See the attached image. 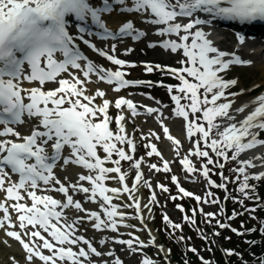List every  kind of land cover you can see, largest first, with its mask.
I'll list each match as a JSON object with an SVG mask.
<instances>
[{"label": "snow or ice", "instance_id": "obj_1", "mask_svg": "<svg viewBox=\"0 0 264 264\" xmlns=\"http://www.w3.org/2000/svg\"><path fill=\"white\" fill-rule=\"evenodd\" d=\"M105 14L116 18L115 30L109 27ZM217 21L237 22L240 30L235 31V36L243 44L251 38L245 29L264 23V0H0V229L22 246L25 264H125L116 244L124 246L120 251L130 259L148 245L160 252H171L170 248L156 244L150 229L147 241L134 231L127 233L130 238H122L125 233L121 226L138 228L129 223L134 217L147 228L142 209L151 211V205L158 203L153 191L152 198L142 205L139 182L143 180L144 158L134 159L126 150H138L134 137L128 135L126 123L129 113L135 117L140 108L145 114H154L163 126V133L172 142L186 172L201 173L209 186L204 196L182 186L178 194L194 196L200 203L218 202L219 197L210 188L216 185L227 192L225 182L230 177L224 175L220 158L229 160L232 150L231 159H238L240 165L233 169L239 181L237 191L248 199H260L257 185L249 181L264 178V171L249 169L256 167V160L264 167V154L244 158L242 153L264 146V139L259 138L264 131V93L233 107L235 97L245 89L229 91L238 80L226 78V72L234 64L248 65L253 61L214 44L210 35ZM149 35L160 37L149 39V47L159 46L171 53L182 51L177 61L180 67L141 63L146 64L145 72L168 69L179 81L168 84L167 89L174 102L171 115L182 119L181 127L190 143L183 155L182 142L170 133L162 108L134 102L124 95L113 101L106 89H88L93 75L117 92L128 86L150 85L152 82L146 80L127 78L129 67L137 61L121 58L118 51L123 37L141 41ZM81 43L111 65L90 57ZM123 51L130 53L133 47L126 46ZM25 82L31 86L25 87ZM97 97L101 98L100 103H96ZM113 104L118 110L114 118L109 115ZM245 109L249 110L245 113ZM241 114L242 119L237 120L236 116ZM113 119L115 130L110 128ZM21 126L25 131L20 130ZM148 135L160 139L153 130ZM141 136L145 133L141 132ZM146 147H150L147 156L162 155L151 140ZM193 156L200 163L199 168ZM122 161H134L131 186L127 179L133 165L129 164L128 171L122 170ZM107 162L112 166H106ZM69 164L80 167L69 171ZM150 167L159 170L155 163ZM162 167L170 171V160L162 158ZM216 167L220 169L219 184L210 175ZM171 179L179 185L176 175ZM147 187L153 185L149 183ZM158 187L169 191L164 183L158 182ZM124 194L127 200L123 199ZM114 198L121 202L114 203ZM231 198L243 205L239 196ZM86 203L95 207H87ZM176 207L183 210V205ZM256 207L246 206L245 211L256 218ZM199 211L208 217V223L217 217V213L204 212L202 207ZM192 212L193 216L185 215L183 219L194 222L196 208ZM240 214L233 210L228 219ZM163 219L173 233L183 227L172 222L167 214ZM215 222L218 228L213 229V235H219V229L225 227L238 235L256 231L245 229L243 221L239 229L219 218ZM88 228L100 235H88ZM109 231L116 235H109ZM260 232L264 235V220L260 221ZM200 235L209 239L202 230ZM246 242L257 243L247 238ZM189 248L199 255L194 246ZM224 252L238 255L246 264L243 253L234 248H225ZM12 259L15 261V257ZM199 259L202 264H212L203 256ZM259 260L264 264V254ZM138 264L157 262L144 254Z\"/></svg>", "mask_w": 264, "mask_h": 264}, {"label": "rangeland", "instance_id": "obj_2", "mask_svg": "<svg viewBox=\"0 0 264 264\" xmlns=\"http://www.w3.org/2000/svg\"><path fill=\"white\" fill-rule=\"evenodd\" d=\"M234 75H237L240 77V79H242L241 83L244 86L251 84L252 82H254V80L258 81V83L262 82L260 80L261 74L259 73V70H257L255 67L239 70L235 72ZM230 155L232 156V154ZM230 155H229L230 159L226 160L224 168H223L224 175L230 177V179L225 182L227 183V192L224 189L217 187L216 185H212L210 188V191L215 193L216 197H219V200L216 203H207V202L200 203L195 200L194 196L189 197V196H184L183 194H178V187L174 185L173 186L170 185L169 191H166L165 194L162 193V190H157V188L155 189L158 195V197L156 198L158 203L152 204L153 207L150 212L151 213L150 224L153 225V228L155 230L156 242L161 245L163 244L166 247L170 245L172 247L174 256H176L175 248L179 247L182 244V249H183L182 253L180 254V257H177V256L176 257L179 258L178 260L181 261L183 264H184L185 257L187 256L190 257L189 255H187V253H185L186 250H190V248L188 249L189 245L190 244L195 245L194 243L196 242V240H193L192 238L194 235V232L196 231L194 226L199 225L203 227L202 222H204L205 219H207L208 221V217H205L200 213L199 209L201 207L203 208L204 212L217 213L216 218H219L222 222L231 224L232 227L237 228V229L241 228V221H243L244 225H246V224H249V222L255 223L256 219L264 220V207H261L255 210L254 215L256 219L253 218V214L250 217V214L248 215V211H245L246 206L254 205V202H256V200H259V199H248L242 196L237 191V186H238L239 181L236 180L237 173L233 169L234 167H238L240 165L236 162V160L231 159ZM130 163L131 162H129L127 165L125 164V166L129 167ZM209 167L211 168L212 165H209ZM219 172H220L219 167H216V169L210 173L212 179L217 181V184L222 182ZM199 174H200L199 181L194 182L192 184H187L188 185L187 187L183 186V184H181L180 186L185 187V189L193 192L196 195L204 196L209 186L205 178L202 176V174L201 173ZM194 175L197 177L198 173H195ZM161 176L162 174L160 175V177ZM165 183L167 184V181H165ZM249 183L257 185L256 194L259 197H262L260 200L261 202L264 201V181L261 182V181H254V179H250ZM144 191L146 192V196L148 200H150L152 198L151 190L145 188ZM224 195L228 197L226 200H225ZM172 196H176V198L172 199L171 198ZM233 196H239L240 200L243 201V205L239 203L238 201L233 200L231 198ZM178 204L183 205V210L176 207V205ZM226 206L227 208L234 209L236 212L241 213V214L238 215V217H236L235 219H231V220H228V218H224L223 213H226L227 211ZM193 208H196V212L194 214L195 215L194 222L185 221L183 219L185 215L193 216V212H192ZM164 214H167L172 222L181 223L183 227L181 229H177L173 233L171 225L168 222L164 221L163 219ZM216 218H214L211 223L206 222L207 223L206 225L214 224ZM131 220L134 223V219H131ZM260 221L258 222V224L260 223ZM227 229H230V228L225 227L224 230H227ZM227 234L230 237V233H225L224 235H227ZM224 235L220 237V241L225 238ZM181 236H183L185 239L181 240L180 239ZM125 237L126 239L129 238V236H126V235ZM214 238L215 237L213 236L212 239ZM144 239L147 241L145 236H144ZM177 240L181 241L182 243L179 244ZM144 254H147L148 256L153 258L157 262V264H166V262L163 260V256H161L156 251L155 247L152 245L151 246L148 245L144 247L142 252L134 253V257L136 259V260L134 259V262H136L135 264H138V262L141 261ZM168 256L171 258L172 262L175 261L173 259L171 252L168 253ZM125 264H132V263L125 261Z\"/></svg>", "mask_w": 264, "mask_h": 264}, {"label": "bare ground", "instance_id": "obj_3", "mask_svg": "<svg viewBox=\"0 0 264 264\" xmlns=\"http://www.w3.org/2000/svg\"><path fill=\"white\" fill-rule=\"evenodd\" d=\"M109 16H110V18H114V16L112 14H110ZM158 38L160 39V37H158ZM119 46H118V51H119V55H120L121 58L129 59V60H132V61H137V59H135V57H134V56H137L136 53L132 52L130 54V53H125L123 51V48L126 47V46H129V43L122 42L121 44H119ZM247 46L248 47H252L253 46L254 49H252L251 51L250 50H245V51H242L240 53L237 52V54L241 55L242 59H250V60H252L253 61V63L251 64L252 67H255L257 70H259V73L262 75V79H264V52H262L260 50L261 46H259L255 42L252 43V45L250 43H247ZM86 50H88V55L90 57H93L94 59L100 60V62L104 63L105 65H109V66L111 65V62H108L106 60V58L99 57L98 54L94 53L89 48H87ZM164 52L166 53V51H163V53ZM168 52L171 53L170 51H168ZM229 52H234V51L230 50ZM171 54H172V56L174 58L176 57V58L180 59L181 56H182V51H180L178 53H171ZM143 61H144L143 59L141 61H138L135 65L131 66V68L133 67V70H135V72H139L134 67H140L143 64V63H141ZM251 65H250V67H251ZM145 67H146V64L144 63L143 66L140 67V69L143 71ZM166 70L167 69H165V71ZM106 84H107L106 82L97 81L96 79L92 78V81L88 82V89L91 90L92 92H94L97 87L106 89L108 97L114 101V99L117 97V93H116V91L113 88H111V85H110V87H107ZM261 84H264V80L262 81ZM240 85H242V84L240 83ZM27 87H29V86H27ZM247 94H249V92H247L246 95ZM252 98H254V97H250V98L247 97V99H245L244 101L250 100ZM230 99H231V97H230ZM100 102H101V98L97 97L96 98V103H100ZM144 102H146L147 105H150V106H153V107H160V106H157L155 103L151 102L150 100H148L146 98H144ZM240 104L241 103L238 102V98L235 97V103L233 104V107L234 108L238 107ZM113 106H114V104L111 105L110 108H113ZM122 107H125V106H122ZM248 110L249 109H245V113ZM125 112H128L126 107H125ZM163 112H164V114L167 113L164 110H163ZM140 114H141V117L144 119L142 122H139L137 120V117H134V118L131 117V115L129 113L130 118L127 120L126 129H130V125H128V122L132 121V120H135L137 123H140V124H143V125H147L155 133L157 131L156 130L157 127H159V128L162 127L163 128V126L159 123V121L156 119L154 114H153L152 117H148L143 111H141ZM242 116H243V114L237 115L236 119L240 120V119H242ZM179 119H181V118L175 117L174 115L165 114V124H167L169 126L170 133L172 135H175L178 139L181 140V142L184 145H186V141H188V139L186 138L185 130L181 127L182 124L179 122ZM110 128H111V126H110ZM20 130L21 131H25V128H21ZM149 137H151L153 140L157 141L159 146L162 148L161 151H160L162 153L161 156H163L165 158H168V159H172L174 157L173 155L175 154V148H174V146H173L171 141H169L167 138H163L162 140H160V139L157 140V139L154 138L153 135H149ZM257 149H258V146L253 148V149L246 150L244 153H242V156L244 155L246 158H250L246 153L252 155L251 152H255V151H257ZM237 161L239 162L238 159H237ZM106 166H112V165H111L110 162H107ZM79 167L80 166H76L74 164H69L67 166L69 171H72L73 169H76V168H79ZM180 167L182 168L183 171H186L183 168L182 164H180ZM80 170L81 171H87V170H84L82 168H80ZM61 178H63V177H61ZM105 182L110 184V181H105ZM114 183L115 182L112 181L111 185H113ZM150 184H152V183H150ZM144 197L145 196H144L142 188H141V182H139V198L141 200L142 205L143 204H147V202H145V198ZM123 199L124 200L128 199L127 194H124ZM113 202L114 203L116 202L115 198H114ZM86 206L87 207H95V205L87 204V203H86ZM151 209H152V206H151ZM142 211H143V215H144V222L146 223V222H148L149 216L151 215V213H150V211L148 209H142ZM133 219L135 220V222L132 223V224H137L138 228L137 229H128V228H125L124 226H121V232L127 234L128 232L134 231V232H136V234L138 236H140L141 239H144V235L141 234L142 231H141L140 224H138V222L136 221L135 217ZM129 223H131V219L129 220ZM89 230H93V229L89 228ZM152 230H151V232L154 233V231H152ZM93 231H92L93 235H96V236L100 235V233H96L95 230H93ZM108 234L111 235L110 233H108ZM115 246H116L117 252L121 256V258L122 259L125 258L127 261H129V259H130L129 256L125 252L120 251V249H122L124 246H122L120 244H116ZM107 247L108 246H100V248H104V249H106ZM137 247H138V245H137ZM164 248H165V246H164ZM165 253L166 252H162V254H161L162 256H164V258L167 257V256H165ZM7 257H9L10 259H8ZM12 257H15V261H19V264H25L26 254H25L24 250L22 249V246L14 238L6 237L4 231L2 229H0V264H6L4 262V259L6 261L8 259L11 263L15 264V261L12 259ZM134 259H135V257H134V254H133L132 258L130 259L133 262V264L136 263V262H134ZM165 260H167V259H165ZM38 264H39V262H38Z\"/></svg>", "mask_w": 264, "mask_h": 264}, {"label": "trees", "instance_id": "obj_4", "mask_svg": "<svg viewBox=\"0 0 264 264\" xmlns=\"http://www.w3.org/2000/svg\"><path fill=\"white\" fill-rule=\"evenodd\" d=\"M241 241V240H240ZM251 247V250L249 248L250 251L254 252V253H258L262 248L264 249V238L261 239V243L260 244H257L256 246L254 245L253 246H250ZM262 249V250H263ZM249 251V253H245V257L248 256L251 258V252ZM250 254V255H249ZM197 261V260H196Z\"/></svg>", "mask_w": 264, "mask_h": 264}]
</instances>
